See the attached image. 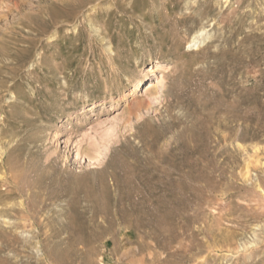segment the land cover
Masks as SVG:
<instances>
[{
    "label": "rangeland",
    "instance_id": "1",
    "mask_svg": "<svg viewBox=\"0 0 264 264\" xmlns=\"http://www.w3.org/2000/svg\"><path fill=\"white\" fill-rule=\"evenodd\" d=\"M257 159L264 0H0V264H264Z\"/></svg>",
    "mask_w": 264,
    "mask_h": 264
},
{
    "label": "bare ground",
    "instance_id": "2",
    "mask_svg": "<svg viewBox=\"0 0 264 264\" xmlns=\"http://www.w3.org/2000/svg\"><path fill=\"white\" fill-rule=\"evenodd\" d=\"M216 2V1H215ZM214 4V3H213ZM199 33V32H198ZM202 34H200L199 36H198V38L201 36ZM195 38V37H194ZM196 39V38H195ZM201 40V39H200ZM199 41V40H198ZM194 42V41H193ZM195 43V42H194ZM198 44V42H196L193 46H196ZM159 62L160 61H157V64H159ZM157 68V67H156ZM152 70V69H151ZM161 73H162V71H156L155 72V82L157 83V84H160L161 86H164L163 85V81H157V78H159V76H160V78L162 77L161 76ZM149 80V79H148ZM163 80V79H162ZM146 85H147V87H149V88H152V87H154V86H152V84L150 83V82H147V83H145ZM153 89V88H152ZM142 91L141 90V88H140V82H137L136 83V86H135V92L133 91V98H135L136 96H137V93H136V91ZM154 90V89H153ZM153 92V91H152ZM153 94H154V92H153ZM140 111V110H139ZM78 156V154H76V157ZM261 160H263V159H261ZM260 159H257L256 161H255V163L256 164H258V165H260V166H262V167H264V161H261Z\"/></svg>",
    "mask_w": 264,
    "mask_h": 264
}]
</instances>
